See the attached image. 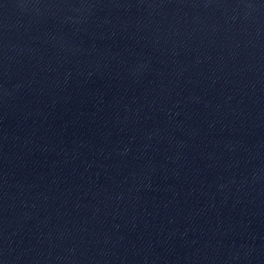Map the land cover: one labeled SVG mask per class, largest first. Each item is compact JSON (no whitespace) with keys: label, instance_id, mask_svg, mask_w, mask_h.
Wrapping results in <instances>:
<instances>
[{"label":"water","instance_id":"95a60500","mask_svg":"<svg viewBox=\"0 0 264 264\" xmlns=\"http://www.w3.org/2000/svg\"><path fill=\"white\" fill-rule=\"evenodd\" d=\"M0 264H264V0H0Z\"/></svg>","mask_w":264,"mask_h":264}]
</instances>
